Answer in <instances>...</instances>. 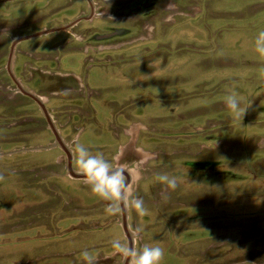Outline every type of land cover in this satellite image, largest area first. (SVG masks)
I'll list each match as a JSON object with an SVG mask.
<instances>
[{
	"label": "rangeland",
	"instance_id": "obj_1",
	"mask_svg": "<svg viewBox=\"0 0 264 264\" xmlns=\"http://www.w3.org/2000/svg\"><path fill=\"white\" fill-rule=\"evenodd\" d=\"M43 1L0 3V264H87L81 256L85 250L96 257V264H126L112 247L114 239L128 242L122 210L109 213L108 202L82 180L63 175L65 158L56 146L57 138L40 118L15 123L2 113L12 103L8 90L12 85L5 72L11 39L40 30L34 26L12 34L9 23ZM219 2L220 14L207 12L203 26L180 33L182 43L175 58L160 65L148 43L149 30L144 49L131 52L138 42L125 46L127 59L112 60L105 70L97 63L81 67L76 55L62 58L74 50L52 51L58 44L57 33L17 48V52L22 47L41 54L34 57L46 65L29 63L22 68L20 64L18 74H26L24 85L31 86L30 74H39L40 69L44 74H65V81L72 73L82 78L85 98L78 99L73 92L58 97L39 93L55 109L56 136L71 152L78 141L90 153H103L128 169L129 190L142 198L146 209L140 214L124 207L133 246L138 250L145 244L161 246L165 251L161 264H220V245L237 250L252 247L241 257L254 252L253 261L264 264V233L252 237L249 233L258 218L220 216V206L239 200L244 205L264 204V187L256 182L264 173V56L255 51V40L264 31V0ZM54 57H59L55 65ZM156 74L174 76L168 80L163 75L161 85L184 86L187 79L194 85L202 83V102L196 101L200 96L191 99L186 90L160 93L154 101L149 93L154 92ZM51 83L48 86H56ZM232 91L246 109L243 117L226 107L225 97ZM63 96L66 101L56 102ZM196 128L202 133L196 134ZM195 161L209 165L194 169L189 164ZM73 166L78 170L75 161ZM157 173L176 176L178 187L166 191L156 180ZM189 211L191 222L184 218ZM137 228L142 232L137 234Z\"/></svg>",
	"mask_w": 264,
	"mask_h": 264
},
{
	"label": "flooded vegetation",
	"instance_id": "obj_2",
	"mask_svg": "<svg viewBox=\"0 0 264 264\" xmlns=\"http://www.w3.org/2000/svg\"><path fill=\"white\" fill-rule=\"evenodd\" d=\"M113 2H115L114 5ZM210 11L220 14L219 0H44L42 6L25 10L19 20L9 23L10 29L13 30L12 34L17 29H25L27 27L38 26L40 30L33 33H22L11 39L5 72L12 85L8 88L12 94V103H8L10 104V109L3 110L2 113L7 114L15 123H29L32 122V116H36L48 126L57 139H61L60 136H56L55 128L53 130L50 128V126L55 127L58 122L55 116L52 115L55 109L46 105L44 98L39 93L46 91L52 97H58L65 93L73 92L79 95L78 99L85 98L82 93L86 88V84L80 76L73 73L65 81V74H44L46 72L40 69L39 74H30L31 78L28 81L31 86L24 85L22 77L26 74H18L20 64L22 68L29 63L46 67L43 62H39L41 58L34 57L41 54H35L22 47L17 52L18 46L28 40H32L25 38L42 32L48 33L41 36L57 33L59 35L58 44L52 48V51L71 52L74 50V52L65 54L62 58H71L76 55L80 59L79 65L81 67L86 65V68H90L91 63H97L101 70H105L106 63L112 62V60L124 61L127 59L129 51L124 48L125 46L138 42V46L132 48L131 52L144 49L142 45H145V41H149V38L144 36L146 35V30H149L152 37L148 43L152 44L155 51V63L160 65V63H166L175 58L176 49L182 43V41H179L180 37L178 35L182 32L187 33L192 26H203L205 23L202 20L207 15V12ZM171 17L176 18L171 23H168ZM129 19L133 21H128ZM20 20H23V22L18 24ZM148 20H153L154 23L150 25ZM184 40L186 41L187 39ZM184 46L186 47L187 45L184 44ZM57 59L59 57L53 58L54 65L56 64L54 61ZM103 73L105 72L101 71V74ZM156 75L154 92L152 94L149 93L154 101L160 96V93L176 94L181 90H186L188 95L192 97L191 99L196 100L200 96L196 101L202 102V97L205 94L203 91L205 86L202 83L194 85L191 80L187 79L184 82V86L170 82L161 85L160 80L163 79V75H168V80H171L174 76L173 74ZM51 82L56 84V86H48V84L52 85ZM73 83H76L78 88L73 87ZM214 85L217 86V84ZM217 88L219 87L217 86ZM211 89L214 90V88ZM197 90H201V92L198 93ZM56 100V102L66 101L64 96ZM61 107L63 105L57 106L56 109H61ZM196 130H199V132H195L196 134L202 133L201 128H196ZM63 142L64 140H62V146L57 145V148L61 150L65 158L63 161L65 173L63 175L69 179L80 181L82 179L74 177L75 175H80V173L73 166L74 158L72 152ZM236 162L239 161L236 159ZM205 163L203 161H195L189 165L199 170L209 165L208 161ZM217 164L219 163L217 162ZM256 178L257 184L260 187H264V173H260ZM262 197L259 196L258 198L263 199ZM252 204L244 205L239 200L232 206H220V216H236L241 219L252 216L257 217L258 219L255 221L256 227L250 230L249 233L251 237L256 234H262L264 233V204ZM190 211L187 213L188 215H184L187 222L193 220ZM232 248H225V246L220 245V256L218 255L217 258L219 259L220 257V264H258L253 261L254 252L247 257H241L243 251L254 248L248 247L238 250L237 248Z\"/></svg>",
	"mask_w": 264,
	"mask_h": 264
},
{
	"label": "clouds",
	"instance_id": "obj_3",
	"mask_svg": "<svg viewBox=\"0 0 264 264\" xmlns=\"http://www.w3.org/2000/svg\"><path fill=\"white\" fill-rule=\"evenodd\" d=\"M255 51L264 56V31H260L255 40ZM144 77L151 78L150 76ZM225 104L235 116L243 117L246 109L241 108V99L235 91L225 97ZM72 153L82 182L90 187L94 195L108 202L106 211L116 215L121 212L123 207H132L140 214H146L142 198L136 197L129 190L130 173L127 168L110 162L103 153H90L78 141L74 143ZM137 174L140 175L139 172ZM2 179L3 176H0V180ZM156 180L165 185L166 191L175 190L179 184L178 178L168 173H157ZM141 232L142 229H136L137 234ZM112 247L115 254L124 257L126 264H161L165 255L164 249L159 245L145 244L138 250L126 241L114 239ZM81 256L87 264H96V257L87 250L83 251Z\"/></svg>",
	"mask_w": 264,
	"mask_h": 264
},
{
	"label": "water",
	"instance_id": "obj_4",
	"mask_svg": "<svg viewBox=\"0 0 264 264\" xmlns=\"http://www.w3.org/2000/svg\"><path fill=\"white\" fill-rule=\"evenodd\" d=\"M10 1H14V0H0V3H6V2H10ZM47 33L48 32H42L40 34H36V35L30 36L29 38H25V39H33V38H36L38 36H41V35L47 34ZM50 128L53 130L55 127L50 126ZM57 145H61L62 146V139H57L56 140V146ZM74 177L77 178V179H82L81 175H75ZM122 228L124 230V233H125L126 237L128 238L129 245L133 246L134 242H133L132 236H131V234L129 232V229H128L127 218H126V215H125L124 207L122 208Z\"/></svg>",
	"mask_w": 264,
	"mask_h": 264
}]
</instances>
